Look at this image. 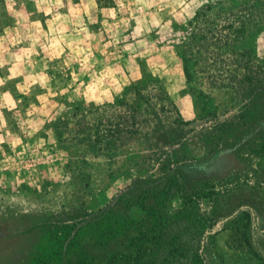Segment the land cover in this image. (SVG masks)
<instances>
[{
  "label": "rangeland",
  "instance_id": "1",
  "mask_svg": "<svg viewBox=\"0 0 264 264\" xmlns=\"http://www.w3.org/2000/svg\"><path fill=\"white\" fill-rule=\"evenodd\" d=\"M206 1L104 0L97 8L93 0H0V264L157 263L165 239L142 206L150 201L113 206L138 176L133 163L147 145L201 161L217 206L228 195L232 206L264 199V155L252 153L257 146L251 144L231 150L237 131L206 140L209 124L192 126L177 146L147 122L112 162L84 156L89 166L76 174L74 154L57 147L49 127L71 104L109 102L149 75L162 82L184 120L213 107L226 108L224 118L235 113L229 91L188 95L171 47L178 27ZM254 48L264 60V32ZM180 201L178 195L163 199L160 213L172 215ZM211 206L197 203L207 218ZM241 227L226 222L204 238L207 264H257L236 244L242 234L249 238ZM250 249L264 261L263 244L250 243Z\"/></svg>",
  "mask_w": 264,
  "mask_h": 264
},
{
  "label": "trees",
  "instance_id": "2",
  "mask_svg": "<svg viewBox=\"0 0 264 264\" xmlns=\"http://www.w3.org/2000/svg\"><path fill=\"white\" fill-rule=\"evenodd\" d=\"M94 1L99 8L104 0ZM178 31L180 36L171 47L188 95L204 99L210 90L229 91L237 105L235 113L224 118L226 108L218 111L213 107L184 120L162 82L150 75L129 83L109 102L73 103L54 117L49 127L57 147L65 154H74L70 168L76 174L89 166L84 156L112 162L126 144L139 138L147 122L155 130H165L170 143L177 146L182 145L193 127L209 124L204 133L206 140L237 131L229 146L231 150L251 144L257 146L252 153L264 155V60L254 48L255 39L264 32V0L203 2ZM220 117L224 119L219 120ZM133 166L138 176L125 187L126 192L116 198L113 206L121 202L119 205L132 207L137 200L150 201L142 206L165 239L162 243L165 253L158 256L161 258L155 264H207L202 254L204 238L212 234L204 235V231H211L231 213L233 216L222 224L241 225L251 239L242 234L243 239L236 244H244L257 264H264L250 249V243L264 245L263 198H246L232 206L228 195L217 206L218 193L213 183H208L201 161L187 160L174 152L156 151L148 145ZM83 186L87 187L88 183ZM174 195L181 200L180 208L172 215L161 214L159 202ZM199 201H207L215 209L210 218L198 212Z\"/></svg>",
  "mask_w": 264,
  "mask_h": 264
},
{
  "label": "water",
  "instance_id": "3",
  "mask_svg": "<svg viewBox=\"0 0 264 264\" xmlns=\"http://www.w3.org/2000/svg\"><path fill=\"white\" fill-rule=\"evenodd\" d=\"M228 218H229V217H227V218L223 219L222 221H219L218 223H216L215 226H214V228H213L211 231H209V232H205L204 235L213 234V233L215 232L216 228H218V227H219L224 221H226Z\"/></svg>",
  "mask_w": 264,
  "mask_h": 264
},
{
  "label": "crops",
  "instance_id": "4",
  "mask_svg": "<svg viewBox=\"0 0 264 264\" xmlns=\"http://www.w3.org/2000/svg\"><path fill=\"white\" fill-rule=\"evenodd\" d=\"M94 1V0H93Z\"/></svg>",
  "mask_w": 264,
  "mask_h": 264
}]
</instances>
